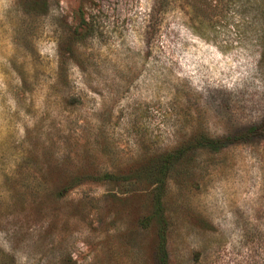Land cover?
I'll return each instance as SVG.
<instances>
[{
	"label": "rangeland",
	"instance_id": "obj_1",
	"mask_svg": "<svg viewBox=\"0 0 264 264\" xmlns=\"http://www.w3.org/2000/svg\"><path fill=\"white\" fill-rule=\"evenodd\" d=\"M159 1L0 0V264H264V0Z\"/></svg>",
	"mask_w": 264,
	"mask_h": 264
},
{
	"label": "trees",
	"instance_id": "obj_2",
	"mask_svg": "<svg viewBox=\"0 0 264 264\" xmlns=\"http://www.w3.org/2000/svg\"><path fill=\"white\" fill-rule=\"evenodd\" d=\"M188 4L192 14L195 17H205V8L210 7L216 8L218 3L224 2L229 4L232 0H185ZM161 3V0L159 1ZM162 4V3H161ZM249 133L264 134V121L261 125L249 129ZM203 138V137H202ZM197 140V144L201 147H211L210 149H216L219 146L218 140L203 139ZM188 152V149L179 148L171 153H167L162 157L158 158L155 164L150 166H145L140 169L128 170L129 173L125 175L122 173H110L105 174L104 177L108 180L116 182H127V184H134L136 182L145 183L148 187H154L152 189V199L154 205L153 215L150 219L159 220L162 218V199L166 192V183L169 172L172 166L182 160ZM127 171V170H126ZM124 173V176L121 174ZM132 182V183H131ZM128 186V185H127ZM159 242L157 254L161 264H166V239L164 232L159 231L158 233Z\"/></svg>",
	"mask_w": 264,
	"mask_h": 264
}]
</instances>
